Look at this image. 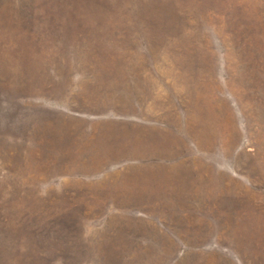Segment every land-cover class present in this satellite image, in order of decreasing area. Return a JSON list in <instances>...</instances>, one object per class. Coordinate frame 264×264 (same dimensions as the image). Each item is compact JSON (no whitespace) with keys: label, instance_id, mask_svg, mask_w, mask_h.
Instances as JSON below:
<instances>
[{"label":"rangeland","instance_id":"rangeland-1","mask_svg":"<svg viewBox=\"0 0 264 264\" xmlns=\"http://www.w3.org/2000/svg\"><path fill=\"white\" fill-rule=\"evenodd\" d=\"M0 264H264V0H0Z\"/></svg>","mask_w":264,"mask_h":264},{"label":"bare ground","instance_id":"bare-ground-1","mask_svg":"<svg viewBox=\"0 0 264 264\" xmlns=\"http://www.w3.org/2000/svg\"><path fill=\"white\" fill-rule=\"evenodd\" d=\"M41 127V126H40Z\"/></svg>","mask_w":264,"mask_h":264}]
</instances>
